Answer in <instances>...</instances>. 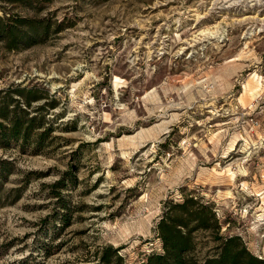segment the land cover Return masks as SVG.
I'll return each instance as SVG.
<instances>
[{
	"label": "rangeland",
	"instance_id": "1",
	"mask_svg": "<svg viewBox=\"0 0 264 264\" xmlns=\"http://www.w3.org/2000/svg\"><path fill=\"white\" fill-rule=\"evenodd\" d=\"M8 12L51 30L0 40V105L44 120L38 142L0 144V264H145L188 198L219 226L194 232L196 258L238 237L264 259V0H0Z\"/></svg>",
	"mask_w": 264,
	"mask_h": 264
},
{
	"label": "trees",
	"instance_id": "2",
	"mask_svg": "<svg viewBox=\"0 0 264 264\" xmlns=\"http://www.w3.org/2000/svg\"><path fill=\"white\" fill-rule=\"evenodd\" d=\"M9 4H22L30 2L34 6L36 0H1ZM4 13L5 7H2ZM61 25V24H60ZM51 25L35 18L23 17L15 13H6L0 16V40L5 42L9 49H20L30 46L44 39L50 32ZM29 104L33 98V90L18 91ZM5 102V101H4ZM9 102L0 105V144L9 142V139H26L38 142L35 128L42 127L43 119L28 117L26 113H17V108L10 109ZM22 112H25L22 109ZM40 135H43L40 133ZM34 137H36L34 139ZM175 213L168 211L158 224V233L162 242L161 251H153L147 257L145 264H264L246 247L239 248L238 237H230L221 247L218 254L201 262L193 252L196 248L194 232L197 229L214 227L219 229L215 213L207 205L199 204L197 200L188 198L174 207ZM106 253L102 257L103 263H112V256ZM117 259L122 257L117 255Z\"/></svg>",
	"mask_w": 264,
	"mask_h": 264
}]
</instances>
